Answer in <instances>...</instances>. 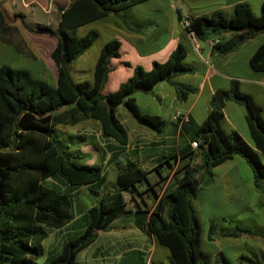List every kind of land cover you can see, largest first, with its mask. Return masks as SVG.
<instances>
[{
  "label": "trees",
  "instance_id": "1",
  "mask_svg": "<svg viewBox=\"0 0 264 264\" xmlns=\"http://www.w3.org/2000/svg\"><path fill=\"white\" fill-rule=\"evenodd\" d=\"M146 1L69 0L55 30L44 26L34 28L32 32L58 40L51 54L57 67L54 85L34 78L27 70L6 65L0 67V264H67L69 254L72 257L70 264H83L77 262L76 257L96 241L98 232L94 231V225L99 203L104 214L101 231L107 232L114 221L131 214L134 227L151 235L159 246L166 248L173 264H211L210 255L202 250L201 225L192 203L200 189L212 182V170L233 157H240L252 171L254 187L264 193V165L258 155L264 154L262 108L234 81L227 90L214 94L212 108L201 125L188 120L182 126L189 142H197L196 156L200 158L201 165L186 166L185 177L177 183L174 191L163 193L155 209H142L134 203L135 195L142 199L143 193L137 189L139 184L146 182L147 191H152L154 196H157V184H150L148 172L126 160L115 176L113 191L80 212L81 221L75 220L71 192L84 187L96 194L102 190L106 179L101 165H87V155L78 148L71 150L64 141L60 142L58 137L62 136L58 129L73 127L87 120L97 122L100 136L108 144L102 147V160L106 153H110L108 161L112 163L123 154L128 143L127 131L116 117L117 107L125 104L136 123L161 134L165 122L142 113L131 96L138 91H150L159 82H170L177 75L192 73V69L183 64L186 51L179 45L166 62H154L149 71L134 67L132 76L116 91L103 94L111 69L110 61L120 57V43L114 40L101 49L92 83H76L71 78L70 65L98 38L94 30L78 37L77 30ZM187 21L189 27L186 32L196 39L219 38L211 53L222 58L234 52L243 41L264 32V1L260 16H255L248 4L241 3L233 8L231 17L216 11L207 16H190ZM12 30L6 16L0 12L1 44L11 43L8 35ZM226 33L231 35L230 38L221 40L222 34ZM240 38L243 41H239ZM249 68L264 74V43L250 57ZM174 89L177 99L182 102L195 93V89L184 85H174ZM228 101L245 110L252 146L237 132L223 130L222 108ZM180 155L192 158L195 153L185 147ZM46 180L60 186L46 187L43 185ZM125 195L134 203L133 211L126 209ZM71 223V234L63 242L61 251L47 254L44 241L48 230H61ZM217 230V225L210 221L208 238ZM242 235L264 239V233L238 225L222 232V236L230 238ZM129 253L138 256L137 263L135 258H128L129 264H147L143 252L128 251L124 255L129 256ZM45 256V261L39 263L38 260ZM243 259L248 264H264V255ZM216 262L232 264L223 255H219Z\"/></svg>",
  "mask_w": 264,
  "mask_h": 264
},
{
  "label": "crops",
  "instance_id": "2",
  "mask_svg": "<svg viewBox=\"0 0 264 264\" xmlns=\"http://www.w3.org/2000/svg\"><path fill=\"white\" fill-rule=\"evenodd\" d=\"M263 1L147 0L121 14L110 15L104 20L80 27L77 33L84 27L86 30L83 35H78V37H83L89 31L94 30L98 33V38L83 55L70 65V75L76 83L84 81L92 83L95 64L101 49L106 43L114 40L120 43V57L110 61L111 69L102 91L103 94L116 91L132 76L134 67L138 66L149 71L154 62H166L179 45L183 46L186 51L183 64L191 68L192 73L177 75L170 82L157 83L150 91H138L133 94L132 98L142 113L156 116L165 122L161 134L136 123L123 105L117 107L116 117L123 126L125 122H128V119H132L135 124L130 130L124 127L127 131L128 143L123 154L116 161L112 163L108 161L110 153H106L102 160V147L108 144L102 140L99 124L95 121L87 120L73 127H60L58 130L62 138L69 136L70 133L81 137L82 143L78 149L82 154L88 156L86 164L101 165L104 177L106 172H110L112 186L117 172L126 160L136 163L141 169L148 172V182L152 185L157 184L155 186L157 196H154L150 208L147 205L151 202L147 195V189H141L140 192L145 195L142 196V199L135 197L134 203H137L142 209L146 207L150 211L155 209L163 193L174 191L177 183L185 177L186 166L201 165L200 158L196 156L198 150L191 148L182 126L188 120L201 125L212 108L214 94L220 90H227L234 81L238 82L241 91L250 95L254 101L255 94L264 98V74L255 73L249 68L250 57L264 43V32L243 41L234 52L221 58L211 53L214 42L219 41L218 37L200 41L191 33L186 32L183 23L190 16H207L216 11L222 12L226 17H231L233 8L241 3L248 4L253 14L260 16ZM68 5L69 0H0V12L6 16L8 26L13 29L12 33L8 35L11 43H0V67L6 65L13 69H20L17 67L18 65L24 66V64L31 63L38 76H41V80H44L48 75L52 78L54 82L52 85H54L57 79V67L51 54L56 48L58 40L50 35L34 33L32 30L38 26L55 30L59 16L67 9ZM96 25H100L103 30L111 33L109 39L100 41L101 33ZM230 36L229 33L222 34L220 39L227 40ZM95 45H98V50L94 54L89 69H86L84 67L88 60L86 55ZM76 63L78 64L76 65ZM174 85L191 87L195 89V93L189 95L186 101H179ZM259 106L262 108L264 118V107ZM222 113L223 130L237 132L248 145L252 146L245 110L238 104L228 101L224 104ZM178 115H180L179 118H176L175 116ZM77 130L80 132L79 134L76 133ZM185 147H189L195 153L194 157H181L180 153ZM258 155L259 158L260 155L264 156L262 153H258ZM124 158L126 159L123 160ZM243 161L233 157L212 170L213 178L208 186L204 187L202 183L203 188L200 189V193L212 191V194H209L212 206L216 211L222 213L221 216L229 218L235 216L230 212L231 207L239 209L240 212L251 211L253 215H256L257 210L264 205V193L254 187L252 171L250 173L249 166ZM111 167H115L116 171H113ZM216 173H219V182H216ZM198 177L204 181L201 176ZM243 178L248 194L239 192L243 187ZM104 194L106 193L100 190L96 196L100 199ZM250 198H255L256 201L250 203ZM237 201L241 203H235V205L229 203ZM131 210L134 209L128 211ZM128 215L131 217V214ZM215 216H219V214ZM211 221L218 224L217 219ZM217 228L218 230L211 238H208L207 234V242L213 250L212 254L208 255L214 260V264H217L216 260L219 255L227 258L217 247V244L224 240L242 238V236L238 238L224 237L222 232H225L229 227L218 224ZM260 232L264 233V226L256 233ZM248 236L251 237V235ZM150 237L152 236L150 235ZM152 245L156 244H150L151 247H153ZM126 246L129 247L128 244ZM135 246L129 247V249L135 250L139 246L137 250L147 254L146 263L150 264L153 256L150 255L148 244H136ZM236 264L241 263L237 262Z\"/></svg>",
  "mask_w": 264,
  "mask_h": 264
},
{
  "label": "rangeland",
  "instance_id": "3",
  "mask_svg": "<svg viewBox=\"0 0 264 264\" xmlns=\"http://www.w3.org/2000/svg\"><path fill=\"white\" fill-rule=\"evenodd\" d=\"M96 27L99 29L101 33V39L100 41H103L105 39H109L111 36L110 32H107L106 30H103L100 25H96ZM86 30V27L81 29L77 35H83L84 31ZM98 45H95L90 52L86 55V58H88L87 62L84 64L86 69H89L90 63L92 62V59L94 57V54L98 50ZM12 63V62H10ZM78 63H76L77 65ZM20 67L22 70H28L32 74L34 78L41 79V76H38L36 73V70L32 68L31 63L29 65L24 64V66H17ZM23 67V68H22ZM37 68V67H36ZM40 77V78H39ZM44 81L53 84L52 78H50L48 75L45 76ZM134 96V95H132ZM131 96V97H132ZM255 101L257 104L264 107V98L261 97L259 94H255ZM123 108V107H120ZM122 110V109H121ZM135 122L132 119H128V122H125L124 127L126 129H129L134 126ZM78 128V127H77ZM79 134L80 132L77 130L76 132ZM58 139L61 141H64V144L69 146L71 150H75L78 148L79 145H81V137L78 135L70 133L69 136H66L65 138L58 137ZM124 158L123 160H125ZM236 159L242 160L240 157H236ZM260 161L264 165V156L260 155ZM244 162V161H243ZM165 164V163H164ZM113 171H116L115 167H111ZM250 173L251 169L248 167ZM183 172V168L181 170ZM106 181L104 184V187L101 191H104V193H109L113 191V186L111 185L112 176H110V172H106L105 175ZM220 177L219 173H216V182H219ZM43 185L46 187H52L53 185H59V183L54 182L52 180H46L43 182ZM242 188V189H241ZM239 192H243L248 194L246 192L245 184H244V178H243V187H241ZM138 192L141 191V189H147V183L143 182L137 186ZM218 193V192H217ZM209 194H212V191H203L197 196V198L193 201L192 205L193 208L199 218L200 225H201V242H202V250L205 251L207 254H212V246L208 244L207 242V234H208V228H209V221L217 219L218 224L233 228L235 225H238L241 228L249 229L251 231L257 232L259 229H261L262 226H264V205L257 210L256 215H253L251 211H243L240 212L239 209H235L231 207L232 213L235 214L233 217H224L221 216L222 213H219L216 211L214 206H212V201L210 200ZM145 195L144 193L142 196ZM147 195L150 197L151 202L147 205L151 208L152 202L154 201V195L152 191H147ZM72 200H73V208L72 212L74 214L75 220H80L82 216H80V212L86 211L87 208H90L92 205H94V200L99 199L96 194H93L88 189L82 187L79 189H76L71 192ZM127 201L126 209H134V203L130 202L129 196H124ZM138 199H140L139 196L135 195ZM251 197V194H250ZM252 201H256L255 198H250V203ZM231 205H235V203L240 204V201L237 202H229ZM143 206V205H142ZM149 210V208H144ZM216 214H219V216H215ZM217 217V218H216ZM218 224H216L218 226ZM71 224L64 227L61 230H55V229H49L48 237L44 241V250L48 254L51 253H59L62 249L63 242L68 238V236L71 234L69 233L71 231ZM69 233V234H68ZM126 244L129 245L130 248L136 247V244H148L150 255L153 256V259L151 260L150 264H173L169 251L159 246L156 241L153 240L152 237L149 235H146L144 233H141L133 226V218L129 217V215H124L121 218L117 219L116 221L111 224L107 232L99 231L96 241L87 249L80 252L77 257L76 261L83 264H129L127 262V259L133 260L135 258V261L137 263L138 256L135 257V254L129 253L124 255V253L128 251H140L137 250L139 246H137V249L131 250L129 247L126 246ZM150 244H156L150 246ZM151 247V248H150ZM217 247L221 249L223 254L231 261L232 264H236L237 262H240L241 264H248L245 259L243 258H251L255 259V257H261L264 255V239L260 236H248V235H242V238L240 239H231V240H224L221 241L220 244H217ZM147 249V248H146ZM143 252V251H141ZM144 256V261L147 260V254ZM122 257V258H121ZM46 259V256L39 259V263H43ZM137 259V260H136ZM212 262L214 264V260L212 259ZM149 264V263H148Z\"/></svg>",
  "mask_w": 264,
  "mask_h": 264
},
{
  "label": "water",
  "instance_id": "4",
  "mask_svg": "<svg viewBox=\"0 0 264 264\" xmlns=\"http://www.w3.org/2000/svg\"><path fill=\"white\" fill-rule=\"evenodd\" d=\"M239 41H243V38H240ZM123 106L126 108V105L123 104ZM103 222H104V214L102 212V209H101V205L99 203V213H98V218H97V221L94 225V231L95 232H99L102 230V225H103ZM71 255L69 254V257H68V260H67V264H70L71 262Z\"/></svg>",
  "mask_w": 264,
  "mask_h": 264
},
{
  "label": "built area",
  "instance_id": "5",
  "mask_svg": "<svg viewBox=\"0 0 264 264\" xmlns=\"http://www.w3.org/2000/svg\"><path fill=\"white\" fill-rule=\"evenodd\" d=\"M183 26H184L185 29H187V28L189 27V23H188V21L184 22V23H183ZM217 43H218V42H214L213 45H215V44H217ZM179 116H180V115L175 116V117H176V118H179ZM190 146H191V148H193V149H196V148L198 147L196 141L191 142V143H190Z\"/></svg>",
  "mask_w": 264,
  "mask_h": 264
}]
</instances>
